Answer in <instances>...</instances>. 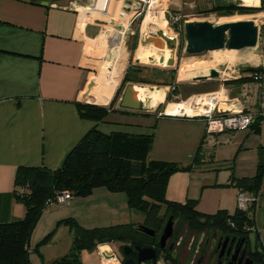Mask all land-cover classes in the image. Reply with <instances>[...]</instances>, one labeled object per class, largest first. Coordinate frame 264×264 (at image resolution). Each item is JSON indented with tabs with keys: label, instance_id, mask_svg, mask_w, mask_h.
Masks as SVG:
<instances>
[{
	"label": "crops",
	"instance_id": "crops-1",
	"mask_svg": "<svg viewBox=\"0 0 264 264\" xmlns=\"http://www.w3.org/2000/svg\"><path fill=\"white\" fill-rule=\"evenodd\" d=\"M140 1L0 0V222L23 218L26 213L25 204L14 193L17 167L61 168L68 154L93 128L108 135L113 132L152 135L150 159L192 164L191 171L177 172L170 177L167 187L170 200L182 203L196 200V208L206 214H215L221 209L233 213L230 210L238 207L240 194L252 195L229 183L232 174L235 177L256 175L260 148L264 146L263 122L260 132L249 128L211 133L205 118L171 110L173 105L190 108L189 99L208 92L209 84L181 83L173 98H188V101L167 108L172 102L168 103V113L166 108L158 111L168 97V88L161 87L166 91L164 100L156 105L151 95L153 90H148L143 103L139 100L141 107L137 110L123 108L121 96L113 102L114 92L107 104H98L99 96L98 103L92 102L107 107H110L109 102L113 103L103 120L81 117L77 104L91 103L89 98L99 94L102 88L103 93L114 91L117 85L108 82L105 85L99 77L105 69L108 74L113 73L112 62L119 64L126 56L129 58L137 35L140 38L144 33L142 25L139 33L136 24ZM162 1L164 18L171 11L187 16L200 7L204 9L210 5L214 8L232 2ZM244 6H247L245 2ZM261 6L259 0V6L254 7ZM258 11L264 15V10ZM166 21L169 23L168 19ZM165 42L160 43V48ZM149 55L152 54L143 53L140 48L136 52V58L142 62ZM258 64L264 68V40ZM107 73L105 76L110 77ZM191 75L190 69H184L180 80H189L193 78H189ZM218 92L204 96L214 104L213 99L222 94ZM259 96V85L254 83L253 93L247 94V98L256 105ZM96 193L108 203L123 202L118 192L101 187L94 189L92 197ZM232 200L235 203L232 204ZM250 240L255 244L254 234L250 235ZM106 246L111 248V244ZM101 250L98 246L94 253L99 255ZM54 258L43 255L42 260H37L32 257L31 264H46ZM100 259L97 264H106L102 257ZM109 264L123 263L120 259V262L113 260ZM161 264L170 263L163 260Z\"/></svg>",
	"mask_w": 264,
	"mask_h": 264
},
{
	"label": "trees",
	"instance_id": "trees-1",
	"mask_svg": "<svg viewBox=\"0 0 264 264\" xmlns=\"http://www.w3.org/2000/svg\"><path fill=\"white\" fill-rule=\"evenodd\" d=\"M230 2L216 6L210 11H239L262 9ZM140 23V20L137 23ZM263 67L250 68L247 76L234 79V83L242 84L253 81L251 75ZM247 70H245L246 72ZM134 74L141 68H133ZM175 74L174 71L171 72ZM175 76V75H174ZM175 78H172L173 83ZM125 82L150 83L149 80L134 77L128 71ZM116 94L113 102L117 100ZM171 98L170 94L167 99ZM113 104V103H112ZM82 118L94 121L103 120L110 108L104 105L78 103ZM263 117H257L251 126L255 132H260ZM153 145L152 135H131L123 132L104 134L93 128L73 148L59 169H49L44 166H19L14 176V193L25 204L26 213L23 218L0 222V264H31L30 237L40 215L50 206L48 200L55 199L59 193L69 191L73 197L89 196L96 188H106L111 192L126 194L127 205L144 215L143 223H120L110 226L88 228L74 218L65 220L74 231L72 247L67 254L46 264H83L81 252L85 249L95 250L101 244L120 242L125 245L147 246L157 249L158 259L163 257L170 264H183L173 251L161 248L159 234L166 221L172 217L186 224L189 232L221 229L234 234L244 235L250 239L255 235V251L252 257L264 264V247L258 231L245 230V225L257 227L255 212L257 202L247 209L239 205L233 213L221 209L215 214L200 212L196 200L185 203L167 198V187L170 177L177 172L191 171L193 165H182L176 162L150 159ZM264 181V146L260 148V163L253 177H235L232 174L229 184L242 191L260 196ZM141 225L155 230L151 235L141 229ZM47 236L42 243L49 241ZM38 250V247H36ZM126 257V256H125Z\"/></svg>",
	"mask_w": 264,
	"mask_h": 264
},
{
	"label": "rangeland",
	"instance_id": "rangeland-1",
	"mask_svg": "<svg viewBox=\"0 0 264 264\" xmlns=\"http://www.w3.org/2000/svg\"><path fill=\"white\" fill-rule=\"evenodd\" d=\"M231 1L239 5H244V2L246 3L247 0H231ZM253 1H254L253 4H255L254 6H259V0H253ZM140 2L141 4L138 5L140 11L138 18L140 20V23L139 22L137 23V21L139 20L136 21L138 28L137 30H139V26L143 24L144 18L151 6L150 0H145ZM211 8L212 7L210 5L204 9L203 7H200L199 9H195L194 13L187 16H184V14H182L181 12L174 13L173 11H171V13L168 12L166 13V17L169 20V23L166 22L167 33H168L167 36L172 37L173 35L176 39L177 50H176V54L174 55L175 64L172 67L168 68L167 66H165L168 58L171 57L172 55H171V50L168 47L164 49L160 48L159 46L160 43L165 41L162 40V37L159 34V30L150 28L148 31L145 32L143 31L144 34L143 33L142 35L139 34L140 38L137 35L138 37L136 39L137 43L133 45V47H131V55L129 56V58L128 56H126L124 60L119 62V64L118 63L114 64L113 62L110 64V67L114 66L113 72L115 70H119V75H117V77H113L114 80L117 81V86L113 91V93L116 92L115 94L118 93L117 99L120 96L122 98L125 88L129 84H131V82L124 81L128 71H130L131 75H135L133 72V68H141V72H139L140 74H138V76L141 79L144 78L149 80L150 83L137 82L134 83V85H136L137 87L143 86L145 88H148L149 91L161 87L168 88L166 97L167 95L170 94L171 98L169 100L167 99L164 104L158 107L159 112L163 111L166 108V105L170 102L172 103L168 104L167 108L173 104L183 105L186 101H188V98L187 100L186 98L185 99L173 98V95L177 94L176 93L178 89L177 87L181 83H189V84L196 83L198 85L209 84L208 92H202L200 93V95L194 96L192 98L190 97L193 95L189 96L190 103L188 105L192 110H190V112H187L186 115L187 114L192 115V113H196V112L198 113V111L193 108L191 104L192 103L191 99L197 101L199 100V98H201L200 101L204 102L208 98L204 96L206 95V93L207 94L216 93L218 91L222 92L219 98H221L220 101L223 103L231 104L232 102H235L232 100L236 99L237 103L239 104V107L244 108V105L245 106L249 105L248 108H244V109L247 111L257 110L259 107V101L257 102L256 105H252L251 100L249 101L247 98V94H250L251 92L253 93L255 82L251 80H247L242 84L234 83V82L228 83V82L229 80L234 81V79L239 78L240 76H247L248 74L247 72H249L250 68L260 67L258 61L261 57L263 50L264 15L259 13L258 10L256 11L250 10L247 12L213 10L210 12H205V10H209ZM263 10H264V6L262 7V11ZM173 14L180 15L183 24L185 23V21H188V23L208 21L214 24H218L221 23L220 21L224 19L227 21H238V20H246V19L254 20L259 29L258 44L255 47H249L244 49H229L228 46L226 45L223 49L220 50L208 51L201 55L187 56L185 54L186 28L183 27L181 30H179L178 26H172L170 24L171 16ZM139 48L143 53L152 54L147 56L145 61H143L145 64L137 62L136 52L138 51ZM160 54H164L165 56ZM162 56H164L165 60L163 63H160V58ZM196 65H198V67L199 66L201 67L200 68L197 67L198 69L196 68V70H193V67ZM210 68H216L219 70L220 77L218 79H214L211 81H202V82H188V81L184 82L180 80V73L184 69L191 70L192 75L189 77L191 78L192 76L194 77L198 75L208 74ZM160 69H165L168 71L161 72L159 71ZM245 70L247 71L245 72ZM172 71L175 72L174 74L175 80L173 83H171ZM103 73H104L103 76L106 77L105 73H107V69H105ZM110 73L109 74L107 73L108 75H110V77H108V80L105 82V85H107V82L110 83V81L112 80L113 74ZM223 86L224 89H221V87ZM169 87L171 89H169ZM97 96H99V94H97L92 98H89L91 104H94L92 102L98 103ZM146 102L147 104L149 103V101ZM262 139L264 141V128H263ZM261 191H262V194L260 193L261 198L257 196L258 198L257 208L255 212H252V215H255V218L257 220V225L260 229L259 232L260 238L264 247V183L262 185ZM117 194H119V196L123 198L122 199L123 202L120 203L119 201L118 204L115 203L111 204L106 202L105 201L106 198L100 197L98 193H96L94 197H92L91 194L89 196L73 195L72 199L65 205H62L57 202L52 203L40 215L32 231L30 237V251H32L31 258L34 257L37 260H42L43 255H45L48 259L51 257H55L54 259H56L58 257L64 256L69 252V250L72 247L74 231L71 228V226L65 222L67 218H74L81 225L88 228L99 227V226H110L114 224L128 223V222L138 223V224L143 223L144 215L135 210H131L128 207L126 201V194L123 192H118ZM254 196L256 198V195ZM233 203L235 202L232 200V204ZM236 204H237V200H236ZM230 211L234 212L235 208H232ZM178 222L179 220H177V224ZM181 230L182 231L180 232V235L184 234L183 232L185 230L187 231L185 223L182 225ZM49 235H51L49 241L46 243H42V241ZM191 240H192V233H189L187 231L184 234L182 244L184 246L189 245ZM102 245H106V244H101L99 246ZM36 247H38V250H36ZM112 249L115 251L116 255L122 260L123 251L121 248V243L113 242L111 244V250ZM100 258H101L100 253L99 255H97L96 252L94 253V250L85 249L81 252V261L83 262V264H97V262H100L101 260ZM160 259L163 260V257H160Z\"/></svg>",
	"mask_w": 264,
	"mask_h": 264
},
{
	"label": "water",
	"instance_id": "water-1",
	"mask_svg": "<svg viewBox=\"0 0 264 264\" xmlns=\"http://www.w3.org/2000/svg\"><path fill=\"white\" fill-rule=\"evenodd\" d=\"M160 36L168 43V48L171 50V57L168 58L166 65L168 68L175 64L174 55L176 54V39L167 36L163 31H159ZM259 29L254 20H238L228 21L214 24L208 21L201 22H189L186 25V46L185 54L187 56L201 55L208 51L223 49L226 45L229 49H244L249 47H255L258 44ZM166 45H161V48H165ZM164 56L160 58V63L164 62ZM138 63L140 61L137 60ZM220 72L216 68H210L208 74L194 76L188 82H202L218 79ZM184 81V82H185ZM116 96V95H115ZM114 96V98H115ZM114 100V99H113ZM109 102L108 105H111ZM123 108L137 110L141 107V102L136 97L134 85L129 84L121 98V104ZM221 111V108L218 109ZM173 218L170 217L164 227L163 233L159 240L161 248L166 247L167 240L173 233ZM141 229L151 235H155L154 229L141 225ZM133 248L129 245H125L122 249L124 255H129ZM137 258L123 257L121 262L123 264H142L146 262H156L158 260L157 249L147 246H137ZM112 249L109 254H114ZM116 262H120L118 256H114ZM249 264H254V261L249 258ZM260 264V263H257Z\"/></svg>",
	"mask_w": 264,
	"mask_h": 264
},
{
	"label": "flooded vegetation",
	"instance_id": "flooded-vegetation-1",
	"mask_svg": "<svg viewBox=\"0 0 264 264\" xmlns=\"http://www.w3.org/2000/svg\"><path fill=\"white\" fill-rule=\"evenodd\" d=\"M171 77L173 78L174 75ZM172 220L174 223L173 233L167 240L165 249L173 251L183 264H249V258L254 261V264L258 263L252 257L255 244L252 245L248 237L221 229L202 232H189L187 230L192 233V240L189 245L184 246L182 240L187 231L185 230L184 234L180 235L184 223L179 221L177 224V219ZM165 225L159 234V240ZM132 248V252L126 255L127 258H137V250L133 246ZM123 257H125L124 253Z\"/></svg>",
	"mask_w": 264,
	"mask_h": 264
},
{
	"label": "built area",
	"instance_id": "built-area-1",
	"mask_svg": "<svg viewBox=\"0 0 264 264\" xmlns=\"http://www.w3.org/2000/svg\"><path fill=\"white\" fill-rule=\"evenodd\" d=\"M145 1V0H141ZM188 21L183 24L181 21V16L178 14H173L171 16L170 24L172 26H178L179 30L183 27L186 28ZM171 37V36H170ZM175 39V37H172ZM253 77V82L257 83L260 88L259 96V107L255 111H247L244 108L239 107L236 99H233L231 104L223 103L220 100L214 99V104L207 109L206 112L197 113L194 115H188L192 117H202L205 118L208 124V131L211 133L224 132V131H238L246 130L251 128L257 117L264 118V70H256L251 73ZM196 100L192 99V106H197ZM221 108V111L218 109ZM168 113V112H167ZM185 115V114H181ZM72 199V195L69 191H63L59 193L55 199L48 200V204L51 205L54 202L65 205ZM258 202V198L252 194L250 196L246 194H240L238 197V204L241 208L247 209L249 204ZM245 230L258 231L257 227L245 225ZM102 259L107 263L114 260L116 253L109 254V252L100 251ZM162 259H158L156 262L150 261L142 264H161Z\"/></svg>",
	"mask_w": 264,
	"mask_h": 264
},
{
	"label": "bare ground",
	"instance_id": "bare-ground-1",
	"mask_svg": "<svg viewBox=\"0 0 264 264\" xmlns=\"http://www.w3.org/2000/svg\"><path fill=\"white\" fill-rule=\"evenodd\" d=\"M253 2H254L253 0H247L245 5H247L249 7H254L255 4H253ZM166 22H168V21H166L164 16H163V1L162 0H152L150 9L147 12V14L144 18L143 24H142V28H143L144 32L148 31L150 28H154L156 30L163 31L166 35H168ZM220 22H228V21L224 19ZM172 37H174V36L172 35ZM137 60H139L140 63H144L140 59H137ZM112 74H113V76H112V80L110 81V84L111 85H117V81L114 80L113 77H117V75H119V70H115ZM107 80H108V77H104L103 75H101L99 77V81L102 83H105ZM103 85L104 84H102V86ZM134 90H135L136 97L138 98V100H140L143 103V100H144V98L148 92V89L143 87V86L137 87L136 85H134ZM102 91H103V88H102L101 92L99 93V98H100L99 104L108 103V100H109V98H111L113 91L108 92V93H103ZM165 92L166 91L163 88L162 89L157 88L151 92L152 98H154L153 100H154L155 105L164 100ZM216 93H219V92H216ZM210 94H212V93H210ZM214 99L221 100L220 98H217V97H215ZM196 102L198 105L195 107L193 106V108L196 109L198 111V113L206 112L207 109L213 105L212 100H208V99L204 102L203 101L202 102L196 101ZM171 110L174 113H180L182 111L190 112V110H192V109L191 108H185L184 106L181 107L180 105H173ZM199 111H201V112H199ZM183 114H186V113H183ZM194 114H197V112L192 113V115H194ZM101 249L103 251H106V252L111 251L110 246L107 247L106 245H102ZM106 264H109V262H107Z\"/></svg>",
	"mask_w": 264,
	"mask_h": 264
}]
</instances>
